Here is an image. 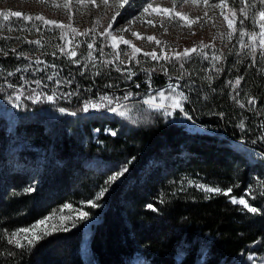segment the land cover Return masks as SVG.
Wrapping results in <instances>:
<instances>
[{"label":"trees","instance_id":"1","mask_svg":"<svg viewBox=\"0 0 264 264\" xmlns=\"http://www.w3.org/2000/svg\"><path fill=\"white\" fill-rule=\"evenodd\" d=\"M226 2L236 13L233 37L241 22L251 32L241 0ZM101 47L103 58L94 65L65 56L62 64H50L62 83L36 84L22 79L27 75L17 69L24 58L19 53L37 59L58 54L47 46L35 51L22 38H0V264H135L138 257L146 264H252L263 257L264 62L256 55L253 62L235 42L225 54L217 49H205L207 59L194 54L183 61V70L179 63H167L168 74L155 68L149 83L139 65L122 68L108 56L107 43ZM213 53L220 59L212 61ZM123 69L135 75L129 79ZM170 84L188 97L185 112L207 132L190 133L143 103L169 92ZM39 89L53 95L54 103L33 100ZM101 95L128 105L131 119L107 109L85 113L84 104L99 102ZM14 107L21 110L16 118L2 116ZM124 166L128 171L109 186L110 176ZM201 184L232 191L208 193L197 187ZM30 186L35 190L28 191ZM103 188L108 191L96 200ZM232 197L245 198L260 213H248ZM89 200L100 206L91 207ZM69 204L71 210L65 208ZM74 210L88 212V219L79 220ZM54 213L47 227L59 226L63 214L71 216L68 230L29 245L25 237L32 233L21 229ZM12 233L19 234L22 247L9 243Z\"/></svg>","mask_w":264,"mask_h":264},{"label":"rangeland","instance_id":"2","mask_svg":"<svg viewBox=\"0 0 264 264\" xmlns=\"http://www.w3.org/2000/svg\"><path fill=\"white\" fill-rule=\"evenodd\" d=\"M209 2L212 3V0H209ZM216 2H219V0H216ZM148 3H152L153 7L157 8L158 11L152 12L150 10L148 14H144L143 8ZM65 4H67V7H65ZM97 4H99V0H97ZM54 5H59V7ZM110 5H113V0H110ZM164 9L169 11L166 13ZM206 10L208 11L207 17L204 16ZM115 11L114 5L105 9L102 5L96 7L88 3V0H85L84 4L78 3V0H43V2L41 0H0V12H20L23 15H31L33 17L31 21H24L22 18L10 16L8 21L5 22L3 17L0 16V38L5 40H19L22 38L27 42L39 40V45L32 43L35 51H40V49L47 46L58 54L57 57H44V59H37L34 54L31 56L26 55L27 59L24 57L16 62L17 69H22L27 75V78L22 76V79H29L32 83H35L36 80L62 83L64 81L63 77L58 74V70L54 69L56 67L53 68L50 64H62L61 61L63 57H68L67 52L69 50L77 52L76 57L73 58H85L89 51L87 43L91 42L92 38H95L96 41L91 50L94 57L91 60L93 65L98 59L103 58L99 51V44L104 41L111 49L107 53L108 56L117 59L120 67L126 68L131 64H137L140 70L148 67L161 69V66H165L167 63L176 65L183 62L184 60L176 61L175 54L182 53L185 48L192 47H197L199 51L201 43L210 45L206 49H217L220 54H225V52H228L227 48H231L232 44L238 42L239 39H243L246 45L249 42L247 36L241 38L238 33V35L232 37L229 43L226 35L229 29L224 16L221 15V9L206 8L203 0H199V3L196 4L192 3L191 0L188 3H185L184 0H128L124 7L119 9L120 15L116 17L113 29L109 31L115 32L117 26L121 29H129L128 31L115 34L128 40L133 47L141 49L133 59L131 58V48L128 45L121 43L118 49L113 50L111 41L101 36L103 29L111 22V17ZM223 11L225 15H229V18L234 21L227 8ZM36 15H43L46 19L57 21L65 27L60 29L56 28L55 25H45L42 21L35 19ZM181 15L186 16L188 21H193L190 26L188 22L180 19ZM133 21L135 23H131ZM148 21H152V23L149 24ZM73 28L76 29V33L72 32ZM255 31H259L258 27L255 28ZM133 32L137 33L140 38L132 35ZM78 33H87V35ZM149 36L154 37V39L148 40L147 37ZM157 40L160 41L159 44L156 43ZM58 45L64 48L63 53L60 51V47H57ZM77 45H79L78 48ZM238 46L241 49L239 43ZM125 50L129 53L128 56L124 55ZM153 51L158 57L157 60H152L151 56L144 55V53H152ZM243 51L248 54L249 50L246 47ZM115 52L120 53L118 58H116ZM255 55L259 57V49ZM37 60L43 63L37 64ZM121 60L124 61L123 64L120 63ZM170 60L171 62H169ZM122 73L128 75L129 70L123 69ZM49 77L52 78L49 79ZM160 92L165 93L166 99L163 101L159 99ZM160 92L149 97H155L156 103H163L167 107L171 103L167 97H171L174 94L171 91ZM37 96H39V99H36ZM47 96L49 94L39 89L33 96V100H43L53 104L54 100L49 101ZM52 109L53 111L55 110L54 108ZM20 111V108L17 107L6 108L2 111V116L8 119L16 118L21 113ZM89 111L96 110L90 109ZM177 116L179 117L177 123L182 125L188 132H207L204 127L195 121L186 120L184 112L174 111L171 118L176 120ZM17 166L23 167L21 164ZM253 259H255V256L249 257V260L253 261ZM135 264H146V262L143 258L138 257L135 259ZM252 264H264V255L261 258H256Z\"/></svg>","mask_w":264,"mask_h":264},{"label":"snow or ice","instance_id":"3","mask_svg":"<svg viewBox=\"0 0 264 264\" xmlns=\"http://www.w3.org/2000/svg\"><path fill=\"white\" fill-rule=\"evenodd\" d=\"M41 2H43V0H41ZM128 2V0H113V5L116 9V11L114 12V14L111 17V22L107 25V27H105L103 29V32L101 33V36L105 37L106 40H110L111 41V47L113 50H116L119 48V45L121 43L128 45L131 48V58H135L136 54L139 53L141 51L140 48L138 47H133L130 42L126 39H123L122 37L118 36L115 33L118 32H123V31H128L129 29H121L119 28V26L116 27L115 32H110V29H113V23L116 21V17L120 15L119 9L123 8L124 5ZM185 3H188L189 0H184ZM192 3L196 4L199 3V0H191ZM78 3L80 4H84L85 0H78ZM88 3L96 6V7H100L101 5L105 8L108 9L109 7H112L113 5H110V0H99V4H97V0H88ZM203 4L206 6V8L210 7L213 9H221V15L224 16L225 21L227 22L228 25V29L229 31L227 32V40L230 43L233 37V32L235 31V29L233 28V19L229 18V15H225L224 14V9L228 8L227 2L226 0H219V2H216V0H212V3L209 2V0H203ZM241 9H240V13L245 16L251 17L252 23H253V30L251 32H248L244 29L243 27V22H241V28L239 31V37L243 38L245 36L248 37V44H245V41L243 39H239L238 43L240 45V48L243 50L246 47L248 48V54L252 57L253 62L256 61V56L255 53L257 52V50L259 49V59L261 62H264V0H241ZM56 7H59V5H54ZM65 7H67V4H65ZM152 12H157L158 9L153 7L152 3H148L146 7L143 8V13L144 14H148L149 11ZM168 9H164V12H168ZM229 12L231 13V15L234 17L235 16V10L234 9H229ZM0 16L3 17V20L5 22L8 21L9 17H17V18H22L24 21H31L33 19V17L31 15H23L20 12H8V13H2L0 12ZM204 16L207 17L208 16V11L206 10L204 12ZM35 19L38 21H42L43 24L45 25H55L56 28H60L63 29L65 26L63 24L58 23L57 21L54 20H48L46 19L43 15H36ZM139 19V18H137ZM181 20H184L186 22L190 24L193 21H188L186 16L181 15L180 16ZM199 19V18H197ZM131 23H135V21L131 22ZM149 24L152 23V21H148ZM154 26V25H153ZM258 27L259 31H255V28ZM9 30H11L9 28ZM73 33H76V29L73 28L72 29ZM78 34H82V35H87V33H78ZM61 35H63V33H61ZM132 35L137 36L138 38H140L138 36L137 33L133 32ZM148 40H153L154 37L149 36L147 37ZM95 38H92L91 42L87 43V49L89 50L87 52V56L85 57L86 61H91L94 59L93 57V52L91 51L93 49L94 43H95ZM28 43H35V44H40V41H28ZM157 44L160 43V41H156ZM60 47V51L63 53L64 52V48L61 46H57ZM79 47V45H77V48ZM210 47V45L207 44H203L201 43L199 46V51L197 49V47H192V48H185L184 51L182 53H176L175 54V60L176 61H183V60H191L193 57V54H196V56L198 58H204L207 59L208 58V54L204 52V49ZM13 52H15V49H12ZM100 52H103V47H101L99 49ZM5 55H7V52L4 53ZM68 57L71 59L73 57H76L77 52L75 50H69L67 52ZM120 55L119 52H115V56L116 58H118ZM124 55L128 56L129 53L127 52V50L124 51ZM145 56H151L152 60H157L158 57L155 53V51H153L152 53H144ZM239 55V54H238ZM19 56H24L25 59H27V56L24 53H19ZM168 59V58H166ZM212 61H217L220 59V56L213 53L211 56ZM75 62V61H73ZM171 62V60L169 61ZM37 64L43 63L40 60L36 61ZM107 64H111L112 61H106ZM121 64L124 63L123 60L120 61ZM179 68L181 70L184 69V63L180 62L179 63ZM19 70V69H18ZM117 71H120L119 68L116 69ZM142 71H145L148 76H149V83H151V73L154 72L156 69L153 67L151 69H141ZM161 70L165 73L168 74V69L164 66H161ZM219 71V70H218ZM9 75H12V73H8ZM100 73L98 72L97 75H99ZM135 75V73L133 72H129L128 73V78L131 79V77ZM52 77H49V79H51ZM209 80H211V77H208ZM241 82V78H237L235 80V84L239 85ZM36 84H40L41 82L39 80L35 81ZM231 83V81H230ZM108 87H112V85H107ZM137 88L140 87L139 84L136 85ZM179 88L178 85H174V84H170L168 85V89L174 94L171 97H167V99H169L171 101V103L166 107L163 103H156V98L155 97H149L148 99H145L143 101V103L145 105H147L150 109H155V110H162L163 115L166 117H172L173 116V112L174 111H179V112H184L185 113V118L186 120H192V116L188 115L187 112H185V108H184V102H186L188 100V97H186L184 95V93L182 91H178L177 89ZM34 91V90H33ZM131 93H126L123 96L124 100H128L130 98ZM20 99V95H17L15 97V100H19ZM36 99H39V96L36 97ZM47 99L49 101L54 99L53 95H49L47 96ZM100 102L99 103H92V102H87L84 104L83 107V111L85 113H88L90 109L92 110H96V111H101V110H105L107 109V111H110L111 113H113L114 115H118L122 118H127V119H131V117L129 116V112H128V105L126 104H121L119 100H115L114 102V98L110 97L108 95H101L100 96ZM159 99L161 101L166 99L165 93L160 92L159 93ZM249 104L254 105L255 104V99L254 98H250L248 100ZM241 107H244L243 104L240 105ZM61 112L65 111V109L61 108L60 109ZM74 114V113H73ZM102 114L106 115V112H102ZM179 121V117L177 116L176 120H172V123H177ZM181 123H183L182 121H180ZM264 126V125H262ZM240 127L243 128L244 125L243 123L240 124ZM96 131H99V129H96ZM107 133L115 136L117 135V131L116 130H112V129H106L105 130ZM238 148L240 146H237ZM128 171L127 167L124 166L121 169L117 170L113 175L110 176L109 180L107 181V183L109 184V186H111V184L115 181H117L120 177L124 176V174ZM197 187L203 189L205 192L208 193H217V194H222L224 196H230L231 194V189L228 190H224L222 191L219 187H205L204 185H197ZM264 187V186H262ZM28 191H34L35 189L32 188L31 186L27 189ZM108 191V188H103L98 195L96 196V200H100L105 196V193ZM260 195L264 196V191L260 192ZM231 202L233 204H239L241 206H243V209H246L248 213H252V214H258L260 213L261 209H259L256 206H251L249 204V202L245 199V198H235L232 197L231 198ZM89 205L91 207H99L100 205H98L95 201L93 200H89L88 201ZM71 205H65V208L70 209L71 210ZM149 207H151L149 205ZM76 211V217L79 220H87L88 219V212L83 211V210H74ZM153 211H155V209H153ZM56 216V214L54 213L52 216L47 217L45 219H41L37 224H34L32 226V228H24L21 229V232L23 233H32L31 238L29 237H25V239L28 240L29 245H32L36 242H38L39 240H41L43 237L50 235L51 232L53 231H67V227L65 226L66 221L71 218V216H65L63 214L60 215L59 219H60V225L57 226L56 224H53L51 226V228L49 229L47 227V221L48 220H52L54 219ZM42 226H44L42 228ZM73 227L76 226V219H73ZM41 230L42 234L41 235H37L35 230ZM18 233H12V239L9 240V243H13V241H15V244L17 247H22L23 245L21 244L20 240L17 239L18 237Z\"/></svg>","mask_w":264,"mask_h":264},{"label":"clouds","instance_id":"4","mask_svg":"<svg viewBox=\"0 0 264 264\" xmlns=\"http://www.w3.org/2000/svg\"><path fill=\"white\" fill-rule=\"evenodd\" d=\"M148 123H150V121H149V120H146V121H145V125H147Z\"/></svg>","mask_w":264,"mask_h":264}]
</instances>
